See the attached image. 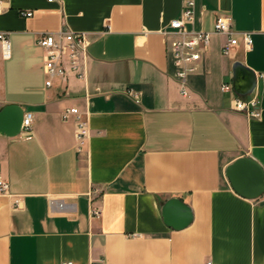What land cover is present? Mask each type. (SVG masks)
<instances>
[{
    "label": "crops",
    "instance_id": "crops-1",
    "mask_svg": "<svg viewBox=\"0 0 264 264\" xmlns=\"http://www.w3.org/2000/svg\"><path fill=\"white\" fill-rule=\"evenodd\" d=\"M0 5L11 42L9 57L0 42V110L17 103L34 115L30 131L0 132L12 193L0 194V264H264V202L238 194L226 174L242 156L264 168V0H197L189 27L211 30L225 14L253 45L225 54L226 36L214 34L188 95L164 35L183 0ZM62 27L88 35L85 76L48 87L37 37ZM236 61L254 70L252 93L235 91ZM233 93L256 95L261 115L233 110ZM72 106L88 119L81 148L75 116L63 117ZM52 198L74 206L53 209ZM170 198L189 206L186 226L166 221Z\"/></svg>",
    "mask_w": 264,
    "mask_h": 264
},
{
    "label": "built area",
    "instance_id": "built-area-1",
    "mask_svg": "<svg viewBox=\"0 0 264 264\" xmlns=\"http://www.w3.org/2000/svg\"><path fill=\"white\" fill-rule=\"evenodd\" d=\"M196 5L197 0H183L181 16L174 18L170 22V29L164 30L165 42L173 56L176 67L175 76L179 80L180 89L184 95L189 94L188 75L198 69L203 52L210 46L214 34L226 36L227 41L222 46L225 54H229L241 42L246 48H250L253 45L252 34L248 31L236 30L233 26L232 18L225 14H219L216 17L211 30L189 27L190 24L193 25L195 22ZM1 11L2 6L0 5ZM20 12L26 16H30L33 13L32 10H21ZM0 42L3 56L9 57L11 54V42L8 31L0 30ZM37 42L46 50L44 63L46 86H52L56 79L67 80L71 75H75L78 78L85 76L86 58L90 44L86 32L62 27L57 32L46 31L38 33ZM223 88L226 91H233V86L230 83H224ZM231 108L244 112L248 116L259 117L261 115L260 99L256 95L246 98L233 93ZM71 115L75 116L77 121L76 137L81 148L89 135L88 119L78 106L67 108L63 117L68 119ZM33 118L32 112H24L21 131L26 132L32 129ZM1 162L0 150V164ZM0 194H12L10 192V182L1 171ZM14 197V204L18 206L20 204V196ZM256 199L259 202H264V192ZM50 203L52 208L56 210H65L74 206L72 203L68 204L56 198H52ZM91 213L93 216H99L101 210L97 206H92ZM62 264L69 263L63 262Z\"/></svg>",
    "mask_w": 264,
    "mask_h": 264
},
{
    "label": "water",
    "instance_id": "water-1",
    "mask_svg": "<svg viewBox=\"0 0 264 264\" xmlns=\"http://www.w3.org/2000/svg\"><path fill=\"white\" fill-rule=\"evenodd\" d=\"M233 85L237 93L249 94L256 87L253 69L236 61L233 64ZM24 109L20 104L9 103L0 110V132L16 136L22 130ZM226 174L234 190L247 198L256 199L264 192V168L252 157L242 156L230 164ZM166 221L175 227H184L192 219V213L179 198H170L163 208Z\"/></svg>",
    "mask_w": 264,
    "mask_h": 264
}]
</instances>
